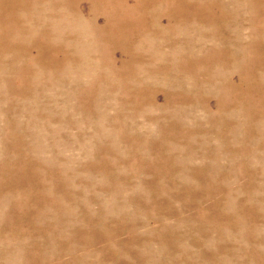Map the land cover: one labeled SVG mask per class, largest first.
Returning <instances> with one entry per match:
<instances>
[{
    "label": "rangeland",
    "instance_id": "1",
    "mask_svg": "<svg viewBox=\"0 0 264 264\" xmlns=\"http://www.w3.org/2000/svg\"><path fill=\"white\" fill-rule=\"evenodd\" d=\"M0 264H264V0H0Z\"/></svg>",
    "mask_w": 264,
    "mask_h": 264
}]
</instances>
